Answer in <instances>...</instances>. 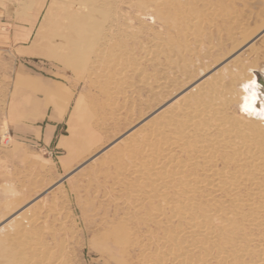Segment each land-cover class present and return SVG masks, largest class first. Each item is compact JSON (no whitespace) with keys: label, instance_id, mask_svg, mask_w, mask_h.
<instances>
[{"label":"rangeland","instance_id":"1","mask_svg":"<svg viewBox=\"0 0 264 264\" xmlns=\"http://www.w3.org/2000/svg\"><path fill=\"white\" fill-rule=\"evenodd\" d=\"M239 1L0 0V218L28 205L8 264H264V94L234 92L264 0Z\"/></svg>","mask_w":264,"mask_h":264},{"label":"bare ground","instance_id":"2","mask_svg":"<svg viewBox=\"0 0 264 264\" xmlns=\"http://www.w3.org/2000/svg\"><path fill=\"white\" fill-rule=\"evenodd\" d=\"M226 1H231L230 3H231V6L233 5L232 4V1L233 0H226ZM237 1V0H236ZM241 1V0H240ZM239 1V2H240ZM249 1V0H248ZM263 3V2H262ZM213 9L215 10V8L213 7ZM213 11V10H212ZM218 12V11H217ZM222 12V11H221ZM224 12V11H223ZM213 13V12H212ZM227 13H229V12H227ZM230 14H232V13H230ZM231 16H233V15H231ZM230 16V17H231ZM226 17V16H225ZM253 19V18H252ZM251 19V20H252ZM262 35V36H261ZM261 37H264V31H263V33H261L259 36H257V37H255V40L257 39H260ZM244 40H245V38H243V42H244ZM253 45V41H249V42H247V43H245L244 42V44H243V47H242V49L243 48H249V47H251ZM98 47H94V48H92L91 47V49H90V47H85L83 50H84V52H87V53H89V54H93L94 53V57H96L97 56V52H98ZM240 51H238V52H236V53H234L231 57H229L227 60H225L223 63H221V65L220 66H222V65H224L225 63H227L228 62V60L230 59V61L226 64V65H224V67H226L228 64H230L232 61H234L236 58H237V54L239 53ZM264 55V54H263ZM235 63V62H234ZM257 66V67H256ZM235 66L234 65H232L231 66V68L232 69H236V67L234 68ZM251 69H248V71L249 72H247V74L246 75H244V74H241L240 76H241V79L240 80H236L235 82V84H237L238 85V88H237V90H234V92L235 93H239V95H240V97H241V104L243 105V106H245V104H247V105H249V103H256V101L257 100H260V94H264V75H262V78H261V80H260V83L258 84L257 83V81H256V79H254V78H252L251 77V70L252 69H255V68H259V69H261V70H263L264 71V67L262 66V65H259L258 64V62L256 61V63L255 64H252L251 66ZM220 68V67H219ZM215 69H216V67H215ZM219 71V70H218ZM225 71H226V69H225ZM262 71V72H263ZM212 72H213V70H212ZM229 72H230V68H229ZM226 73V72H225ZM221 76V75H220ZM222 76H224V77H226V79H228L229 78V73L227 72L226 74H224V73H222ZM224 77H222V79H220L221 81H226V79L224 78ZM221 78V77H220ZM198 81L199 82H208V81H211L210 82V84H209V88L211 89V87H213V84L215 83L214 82V80H213V77H212V73H211V71L209 72V73H207V74H204V76L203 77H201L200 79H198ZM197 81V82H198ZM251 82H254V84H253V86H251V87H249L248 89H247V91L245 90V85H247V84H250ZM195 83H196V81H195ZM197 84V83H196ZM195 84V85H196ZM216 84V83H215ZM228 84V83H227ZM194 84L193 85H190V86H188L186 89H185V91H187L188 89H190V88H192V87H197V85L195 86ZM258 85H260V86H262V88H259L258 87ZM236 86V85H235ZM198 88V87H197ZM159 89V88H158ZM193 89V88H192ZM196 89V88H195ZM262 89V90H261ZM160 91L159 92H161V89H159ZM163 90H164V88H163ZM162 90V91H163ZM185 91H183V92H185ZM172 92H174V91H172ZM171 92V93H172ZM177 92H178V90H177ZM180 92V91H179ZM155 94V93H154ZM157 94V93H156ZM161 94V93H160ZM157 95H159V94H157ZM253 95H255L256 96V100L255 101H253L252 100V96ZM188 98H187V96H186V93L185 94H178L177 93V95H174L167 103H165L164 105H162L159 109H157L156 110V112H157V115L158 114H160L161 112H166V113H170L173 109L174 110H177V111H183L184 109H182L181 108V106H182V103H184V101L185 100H187ZM194 101V100H193ZM163 113H161V114H163ZM161 116H164V115H161ZM159 116H157L156 118H158ZM262 120V124H263V126H264V118H262L261 119ZM185 122L187 123V124H189L190 126H197L198 125V122L196 121V120H185ZM139 125V124H138ZM180 125V124H179ZM180 127V126H179ZM135 129H136V127H134L131 131H129L128 133H126V135L128 136H130V135H135L136 133H134L135 132ZM232 131V130H231ZM114 143V142H113ZM113 143H111V145L113 144ZM145 151V150H144ZM174 164V163H173ZM197 183V182H196ZM6 187V186H5ZM179 187V186H178ZM11 189V188H10ZM4 191V190H3ZM8 192V194H11V196L13 195V197L16 199L17 197H20L23 193H25V192H27V188L25 187V186H20V187H18L17 189H11L10 191L7 189L6 190V193ZM184 192V191H183ZM3 198L4 199H7V197H6V195H5V193L3 194ZM18 201V200H17ZM16 201V202H17ZM26 202V201H25ZM18 206H20V203H16V204H10L9 205V208L8 209H6L7 211H8V213L10 212V214H8V213H5V217L4 216H2L1 218L3 219V217H4V219L2 220L1 218H0V233H2V232H15V231H18V228L21 226V218L23 217V215H25V214H27V211H28V205H25L23 208H25L26 207V209H25V211H23L22 213H17L18 211L17 210H19L20 208H22V207H18ZM181 208V207H180ZM172 209H174V208H172ZM5 211V210H4ZM182 211V210H181ZM6 212V211H5ZM176 213V212H175ZM4 214V213H3ZM2 214V215H3ZM2 220V221H1ZM193 223H197V220L196 219H189L188 220V224L190 225V226H194L193 225ZM199 223V222H198ZM205 227V226H204ZM205 232V231H204ZM118 245H120V244H118ZM122 250H121V252L123 253V245H122V247H121V245L119 246ZM0 248H1V251L3 252V251H5V249H6V246H4V244H2L1 242H0ZM12 261V260H11ZM10 262V258L9 257H6V255L5 254H3V253H1L0 254V264H8Z\"/></svg>","mask_w":264,"mask_h":264},{"label":"built area","instance_id":"3","mask_svg":"<svg viewBox=\"0 0 264 264\" xmlns=\"http://www.w3.org/2000/svg\"><path fill=\"white\" fill-rule=\"evenodd\" d=\"M8 132L6 131H2V135H1V138H0V144L1 145H7L9 140H8Z\"/></svg>","mask_w":264,"mask_h":264},{"label":"snow or ice","instance_id":"4","mask_svg":"<svg viewBox=\"0 0 264 264\" xmlns=\"http://www.w3.org/2000/svg\"><path fill=\"white\" fill-rule=\"evenodd\" d=\"M253 84H254V82H251L250 84L245 85V86H244V87H245V90L247 91V89H248L249 87L253 86ZM252 100H253V101L256 100V96H255V95L252 96ZM245 111H248V105H247V104H245Z\"/></svg>","mask_w":264,"mask_h":264},{"label":"crops","instance_id":"5","mask_svg":"<svg viewBox=\"0 0 264 264\" xmlns=\"http://www.w3.org/2000/svg\"><path fill=\"white\" fill-rule=\"evenodd\" d=\"M2 20V18H0V21ZM26 35V34H25ZM25 35H22L23 37L25 36ZM51 123L53 124V121H51ZM46 127H48V128H56L57 126H53V125H46ZM47 129V128H46ZM47 131H52V130H47Z\"/></svg>","mask_w":264,"mask_h":264}]
</instances>
